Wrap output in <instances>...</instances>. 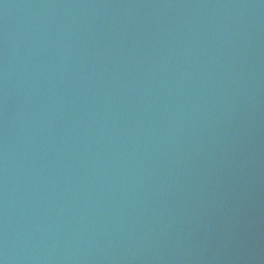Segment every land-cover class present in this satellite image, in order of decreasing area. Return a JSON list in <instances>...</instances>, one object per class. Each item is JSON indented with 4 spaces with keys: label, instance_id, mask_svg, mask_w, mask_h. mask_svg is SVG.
<instances>
[{
    "label": "water",
    "instance_id": "water-1",
    "mask_svg": "<svg viewBox=\"0 0 264 264\" xmlns=\"http://www.w3.org/2000/svg\"><path fill=\"white\" fill-rule=\"evenodd\" d=\"M0 264H264V0H0Z\"/></svg>",
    "mask_w": 264,
    "mask_h": 264
}]
</instances>
